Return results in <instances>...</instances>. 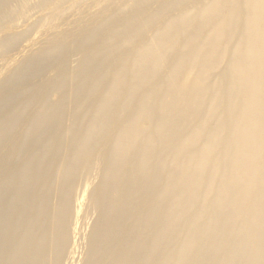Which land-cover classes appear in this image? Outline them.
<instances>
[{
  "label": "bare ground",
  "instance_id": "bare-ground-1",
  "mask_svg": "<svg viewBox=\"0 0 264 264\" xmlns=\"http://www.w3.org/2000/svg\"><path fill=\"white\" fill-rule=\"evenodd\" d=\"M32 28L0 264H264V0H0V62Z\"/></svg>",
  "mask_w": 264,
  "mask_h": 264
},
{
  "label": "rangeland",
  "instance_id": "rangeland-1",
  "mask_svg": "<svg viewBox=\"0 0 264 264\" xmlns=\"http://www.w3.org/2000/svg\"><path fill=\"white\" fill-rule=\"evenodd\" d=\"M35 13H36V15H35ZM33 12L32 14H31V17L27 20V21H21V22H19L18 24L19 25H17L18 26V30H20V29H23V28H25L26 26H28V25H30L33 21L32 20H34L35 18H38L39 16H41L43 13H42V11H39V10H36V12ZM71 13V14H70ZM66 14H68V15H65V16H68V17H66L67 19H72V18H74V16H75V12H73V11H70V12H67ZM71 15H73V16H71ZM33 16H34V19H33ZM21 25V26H20ZM36 28V27H35ZM33 30H35V32L33 31V30H31V32H30V34L27 36V37H30V39L29 38H26L22 43H20V45H19V47L21 48V49H19V47L17 48V49H15L14 51H11L10 52V54H8L7 56H6V58H3V59H5V61H2L3 59H1V61L2 62H0V64H1V67H0V76H2L3 75V73L5 72V70H6V68L9 66V65H11L15 60H18V59H20L23 55H22V53L23 54H25L30 48L29 47H34L36 44H37V42H40L41 40H43L44 38H45V36L46 35H42V33L40 34V33H38V34H36V32L38 31L37 29H34V28H32ZM35 37V38H32V37ZM41 37V38H40ZM43 37V38H42ZM38 38V39H37ZM33 39H35V40H33ZM41 39V40H40ZM27 40V41H26ZM28 40H30V41H32V42H30V43H32V44H34V43H36V44H34V46H32V44H29V41ZM37 41V42H36ZM24 44H25V46H24ZM27 45H29V46H27ZM25 48H24V47ZM19 49V51H17ZM26 50V52L24 51V50ZM14 52V53H13ZM19 52H21V53H19ZM11 54H13L14 56H16V57H14L13 55H11ZM19 54H21V55H19ZM17 57H19V58H17ZM13 58V59H12ZM16 58V59H15ZM5 62V63H4ZM2 64H5V65H3L4 67L2 68ZM8 65V66H7Z\"/></svg>",
  "mask_w": 264,
  "mask_h": 264
}]
</instances>
